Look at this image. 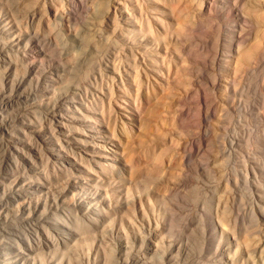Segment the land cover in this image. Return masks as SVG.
Wrapping results in <instances>:
<instances>
[{
    "label": "bare ground",
    "instance_id": "1",
    "mask_svg": "<svg viewBox=\"0 0 264 264\" xmlns=\"http://www.w3.org/2000/svg\"><path fill=\"white\" fill-rule=\"evenodd\" d=\"M35 1L0 0V264H248V259L252 264H264L262 254V263L255 258L256 250L264 252L262 233L248 240L244 237L242 252L237 231L238 236L230 232L234 226L231 230L228 221L221 222L232 238L227 236L225 252L216 251L210 258L188 249L190 235L172 222L182 210L180 201V205L172 202L177 197L174 192L189 180L190 170L205 176L199 180L205 192L199 191L201 196H216L218 203L236 199L235 188H245L251 217L264 220V161H255L259 157L248 150L251 144L243 146L238 131L220 143L219 150L229 158H236L238 151L244 155L231 166L221 164L223 186L217 192L221 181L212 174L209 178L208 165L200 162L191 169L186 162L185 138L174 142L171 136L160 135L153 142L146 135L145 140L132 141L130 149L120 151L118 140L106 129L105 111L95 109L105 98L110 103V96L116 103L117 90L125 104L121 117L133 125L139 117L136 95H125L123 81L131 80L135 88L138 69L161 63L168 52L170 45H160L147 20L143 0H113L107 5L105 1L88 23L79 15L92 13L88 2L94 0H66L78 5L76 12L63 1L53 11L60 21L52 23ZM195 1L200 14L217 8L229 10L221 34L223 44L216 51L224 76L219 74L217 79L226 92L224 100H233L234 71L232 74L226 56L232 54L234 44L243 43V27L250 21L230 0ZM262 2L257 5L264 6ZM261 8L251 14L255 21L262 19ZM154 16L151 19L156 21ZM78 23L83 31H73V37L76 47L81 45L79 51L82 46L89 48L86 58L71 48L61 32L68 27L74 30ZM179 30L170 31L175 41L172 46L181 44ZM258 38L239 56L244 67L263 56L264 31ZM160 48L165 51L163 56L158 55ZM97 57H104L109 65L102 69ZM128 57L130 60L124 59ZM128 65H132L131 73L126 70ZM255 124L262 127V134L258 133L264 139V118ZM151 171L155 174L150 175ZM250 247L255 249L254 255L249 254Z\"/></svg>",
    "mask_w": 264,
    "mask_h": 264
},
{
    "label": "rangeland",
    "instance_id": "2",
    "mask_svg": "<svg viewBox=\"0 0 264 264\" xmlns=\"http://www.w3.org/2000/svg\"><path fill=\"white\" fill-rule=\"evenodd\" d=\"M63 1H65L64 6L67 5L69 8L72 7L71 9L73 10L78 6L77 4H72V2L68 4L66 0H36L35 2L38 8L49 16L48 18L52 23L53 21H60L55 17L53 11L61 8L60 6H63ZM105 1L106 5L113 3V0H94V2H88V5L93 7L92 13H88L87 15L81 14L79 16L84 18L87 23L94 21L91 18L92 16L95 17L93 14L94 11L105 3ZM262 1L264 2V0H230V2L237 5L244 16L248 17L247 20L250 22H246L243 27V43L240 45L234 44L233 48L230 50L232 54L226 56V60L230 63L231 73L233 74L232 71H234V77L233 75L231 76L234 78V88L237 93H235L233 100L226 101L224 100L226 92L219 86L220 81L218 82L217 79L219 74L223 73L220 71L223 64L221 62L218 65V52L216 54V51L217 49L219 51L223 44L221 34L227 22L226 17L228 16L229 10L227 8H217L215 12L211 10L210 13L200 14V5L195 0H143L141 7L148 16L147 20L152 30L159 37L160 45L166 43V46L168 44L171 47H168V52H166L163 58L164 61L149 66V69H138L139 74L136 77L138 83L137 85L135 84L136 89L132 87L131 80L123 81L126 87L123 90L125 95L130 97L136 95L134 98V105L139 117L133 125H129L127 120L121 117V107L125 104L122 101L123 96L121 92H118L116 89V91L114 90L118 93L116 96V103L112 101V97L110 96L108 100L110 103H107V98H105L95 106L98 112L103 113V111H105L106 129L113 134L115 140H118L120 151L123 149H130L132 141L145 140L146 135H150L152 139L150 140L153 142H155L156 139H160V135L166 137L171 136L173 140H175L174 142H180L185 138L184 140L187 141L185 143V148L187 147L186 150L188 152L185 158L186 162H189L188 165H190V168L192 165L194 167L196 163L198 164L200 162V164H204L205 166L208 165L210 169L208 170L209 178L212 176L214 180L221 181L217 186L218 188L216 187V191L217 189L219 191L223 186L222 165L228 164V166H231L232 161H238V158L241 160L240 156L242 155L240 154L244 155L243 152L238 151L240 153L238 156L236 155L237 159L233 156L229 158V155L221 153L219 150V146L227 140V137L233 136V133L238 131L237 134L241 138L243 137V143H241L244 147H249L248 145L251 144L250 147L253 148V150L249 149L250 147L248 150H251V153L257 154L259 157L258 160L260 159L259 161H255L259 163L264 161V139L261 138L262 135L260 136V134H262L260 130L262 127H256L255 124L257 120L259 121L264 118V87H262L264 86V51L262 53L263 56L261 55L263 58L260 56L261 59L258 58L257 61L251 60L248 67H244V64L239 60V56H241L243 50L248 48L247 46L253 45V41H257L256 39L261 37L262 31H264V6L257 5ZM259 7H263L261 11H258L262 19L261 21H255L251 14L254 9ZM77 8L78 7H76V9ZM75 10L73 12H76ZM154 15H157L156 21L151 19V17H155ZM114 18H117V13ZM177 27H180L178 37L181 44L177 43L178 45L172 46L175 41L170 38L169 34L172 28ZM107 28L109 31V27ZM67 29L69 31H67ZM67 29L63 28L61 30L63 39L72 45L71 48L75 49V52H79L81 58L88 57V54H90L89 48L82 46L83 50L79 51L78 49L81 48V45L80 48H77V39L73 37V31L74 33H82L81 23L73 26L74 30H71L72 27H68ZM173 47H177L178 49ZM47 50H49V47ZM175 50L179 51H177L180 56L178 60L181 61L179 65V61L176 57L177 54L175 55L177 52L174 53ZM157 51L159 56H163L165 52L161 48L157 49ZM232 55H234V57H232ZM104 57L103 60H101L100 57H97L98 60H96L97 62L99 61L98 63L101 65L102 69L109 65V62H107ZM124 59L130 60L129 57ZM126 70L128 73H131L132 65L126 66ZM221 75L224 76V74ZM124 77L127 78V76ZM242 103L244 105H242ZM248 110L251 112H247ZM223 112H225V114ZM159 119L161 120L160 123H158ZM239 121H241L240 124H238ZM119 127L123 128L122 132H119ZM242 128H244V131H242ZM223 129L226 130L228 135ZM153 131L158 134H155ZM244 140H247L248 144L246 141L244 142ZM259 143L262 144L260 145ZM257 145H259L258 147L260 148L255 147ZM257 148L259 150L262 149L259 151ZM243 150L246 151L245 148H243ZM252 156L253 158L255 157L254 154H252ZM204 160H206V162ZM151 174H155V171H151L150 175ZM188 174L191 177L189 180L185 181L186 183L184 182V186L182 185L183 187L180 186L177 193L174 192V196L178 198L176 197V199L174 197L175 199L172 200V202L178 203L180 201L179 203H181V211H183V213L179 211L178 214L183 215L179 216L176 212V216H174V221L172 222L174 223L173 225L176 226V229H183L182 231H186V234L190 235V247L188 246V249L192 251H201L209 255L210 258L215 257L216 251L225 252L227 250V236H230V239L232 237L227 234V229L220 223L225 222L226 224L227 221V226H231V230H233L232 228L234 226V230L230 232H234L236 235L238 233L239 236H237L240 237L238 239L240 245L245 238L248 240L260 233H262V239L264 241V220H258V222L253 219V216L251 217L249 207H247L249 204L247 203L248 198L247 191L244 190L245 188L239 187V190L235 188L234 196H236V199L235 197H233L232 200L229 199L231 202L227 200V202L222 201L218 203L216 196H212L208 193L207 196H201L204 187H202L203 184H201L199 180L205 178L201 171L190 170ZM209 174L212 175L210 176ZM197 184L199 187L196 186ZM219 186L221 187L219 188ZM210 196L212 200H210ZM233 201L235 204H233ZM233 207H237L238 210L235 208L233 209ZM228 209L229 211L232 209L230 213ZM222 210L224 211L223 213ZM234 210H236V212ZM222 214H224V216ZM235 218L237 220H235ZM224 219L226 221H224ZM177 226H179V228ZM186 226L188 227L186 228ZM235 231H237V233ZM218 243L219 245L217 246ZM259 246L260 244L258 247ZM250 248L253 249V247ZM252 249H249V251H252L249 252L250 255H254L253 252H255V249ZM241 251L243 252V246ZM260 251L261 250H256L255 255L259 257L261 256L259 254H262L261 258L264 260V252L263 250ZM258 257L255 256V258H257L256 260L261 262L262 259L260 257L258 259ZM221 259L227 261L226 255H222ZM245 260L247 261V259ZM248 262V264H252L249 259Z\"/></svg>",
    "mask_w": 264,
    "mask_h": 264
}]
</instances>
